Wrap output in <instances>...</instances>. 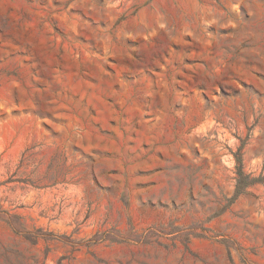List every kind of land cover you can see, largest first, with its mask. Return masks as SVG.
<instances>
[{
    "label": "rangeland",
    "instance_id": "374dc122",
    "mask_svg": "<svg viewBox=\"0 0 264 264\" xmlns=\"http://www.w3.org/2000/svg\"><path fill=\"white\" fill-rule=\"evenodd\" d=\"M0 264H264V0H0Z\"/></svg>",
    "mask_w": 264,
    "mask_h": 264
},
{
    "label": "trees",
    "instance_id": "16d2710c",
    "mask_svg": "<svg viewBox=\"0 0 264 264\" xmlns=\"http://www.w3.org/2000/svg\"><path fill=\"white\" fill-rule=\"evenodd\" d=\"M238 162H239V165H240V167H239V174L242 176L243 173L241 172V168H242L241 161H238ZM240 188H241V186H240V182H239L238 189H240Z\"/></svg>",
    "mask_w": 264,
    "mask_h": 264
}]
</instances>
